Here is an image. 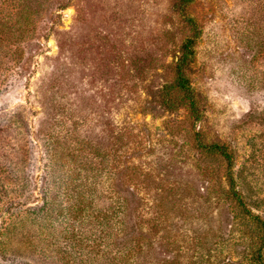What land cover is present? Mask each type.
<instances>
[{
	"label": "rangeland",
	"instance_id": "rangeland-1",
	"mask_svg": "<svg viewBox=\"0 0 264 264\" xmlns=\"http://www.w3.org/2000/svg\"><path fill=\"white\" fill-rule=\"evenodd\" d=\"M175 2L0 0V258L264 264V0L186 5L193 107L163 102L192 32ZM114 205L123 261L94 218Z\"/></svg>",
	"mask_w": 264,
	"mask_h": 264
},
{
	"label": "trees",
	"instance_id": "trees-1",
	"mask_svg": "<svg viewBox=\"0 0 264 264\" xmlns=\"http://www.w3.org/2000/svg\"><path fill=\"white\" fill-rule=\"evenodd\" d=\"M192 0H176L175 2V9L180 13L183 20L187 22V24L191 27V35L186 37L180 47V54L174 61V78L171 82L165 84L163 86V102L167 105L171 106L173 105V102L170 101L168 98L169 90H176L179 91L181 94V97L183 99H187L188 103L191 107H193L194 100L192 99L191 95V86H190V79L188 77V66L194 56V50H193V44L196 40L199 30L197 28L196 22L194 19L190 16H187L185 13V8L188 3H190ZM6 27V22L0 21V33L4 32V29ZM2 38V37H0ZM197 119V116H196ZM202 148H206V150L209 151H215L218 152L225 158V160L228 163V169L230 170L231 167V154L225 149L224 146L218 145V144H199ZM228 180L232 183L233 188V182L234 178L230 172H228ZM236 193V192H234ZM239 194L237 193V197ZM155 201V200H154ZM241 201V200H240ZM242 203V202H241ZM243 204V203H242ZM158 205L160 206L159 202H154V207L157 208ZM77 207L76 205L72 209H75ZM33 208H37V210L46 211L42 206H35ZM111 208V210H110ZM116 208L115 205L104 207L101 210L98 211V213L94 216V218L97 219V222L100 224V227L102 229L101 232H103V238L105 240V244L109 245L112 244L115 247V253H117L118 258L121 259V261L126 258V253L129 252V245L128 240H125V235L129 234L127 230H124V224H123V218L122 217H114L112 216V210ZM161 211V210H160ZM247 212L252 215L253 219L257 220V223H259L260 227L262 228L264 232V220L258 216L257 214H252L250 210H247ZM114 217V218H113ZM115 228L114 232L113 229ZM105 251V250H104ZM106 251L103 252V255L107 258ZM260 258V257H259ZM0 264H14V260H11L8 258L7 255L1 256L0 258ZM263 264V263H261Z\"/></svg>",
	"mask_w": 264,
	"mask_h": 264
}]
</instances>
